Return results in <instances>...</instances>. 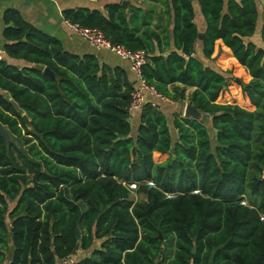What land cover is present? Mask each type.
I'll return each instance as SVG.
<instances>
[{
  "label": "trees",
  "instance_id": "trees-1",
  "mask_svg": "<svg viewBox=\"0 0 264 264\" xmlns=\"http://www.w3.org/2000/svg\"><path fill=\"white\" fill-rule=\"evenodd\" d=\"M148 1L161 5L160 18L120 2L63 16L144 50L142 78L190 101L213 136L203 120L179 115L173 141L151 102L131 136L127 72L65 50L7 9L0 123L18 146L0 134V264H56L77 249L91 255L74 264H264V50L247 41L257 2L197 0L200 32L192 0ZM131 183L144 201L129 199Z\"/></svg>",
  "mask_w": 264,
  "mask_h": 264
},
{
  "label": "crops",
  "instance_id": "crops-1",
  "mask_svg": "<svg viewBox=\"0 0 264 264\" xmlns=\"http://www.w3.org/2000/svg\"><path fill=\"white\" fill-rule=\"evenodd\" d=\"M129 1V5L140 6L144 9H153L156 13V17L160 18L162 15V7L156 2H151L148 0H0V50L3 52L2 57L6 58L3 51L5 44L3 38L4 22L3 14L7 9H16L19 11L21 16L29 23L37 27L38 29L54 36L60 41L63 48L71 53L77 55L83 54H93L100 63H104L110 67H121L127 72V75L131 81H133V75L130 72L129 65L126 61L122 60L118 55L113 52H110L105 49H97L92 46L90 43L82 39L76 33H74L67 25L64 16L63 10L69 8L77 7H89L97 8L102 10L104 5L111 2H122ZM257 5H262L264 7L263 0H256ZM194 9H195V21L197 23L198 29L200 32H203L206 28V23L204 17L200 12V6L197 0H192ZM199 16V17H198ZM198 17V18H197ZM261 23L255 31V34L252 37L247 38V41H251L257 45V43H262L260 37V27L264 22V16L261 17ZM256 37L257 39H253ZM196 56L204 61L207 65L213 66V62L205 61L201 53L200 45L196 46ZM12 63L21 64V60L8 59ZM192 92V88L186 89V97ZM145 98L148 101L155 102L160 110L166 116L167 124L170 129V134L172 140L175 141L177 138L176 131L173 126V119L176 116H183L185 105L188 103V100L183 102L171 101V100H159L151 96L150 94L145 93ZM130 113V123H131V136H135L139 120H140V110L129 111ZM213 132V130L211 129ZM99 242H95L94 247H98ZM91 255L90 250H81L77 249L72 258L75 261L83 257H88Z\"/></svg>",
  "mask_w": 264,
  "mask_h": 264
},
{
  "label": "built area",
  "instance_id": "built-area-1",
  "mask_svg": "<svg viewBox=\"0 0 264 264\" xmlns=\"http://www.w3.org/2000/svg\"><path fill=\"white\" fill-rule=\"evenodd\" d=\"M65 21L68 27L74 33L90 43L92 46L97 49H105L113 52L122 60L128 63L130 72L133 75L134 83V89L131 92V100L128 108L129 111L140 110L142 106L147 102L156 104L155 102L146 100L145 93L150 94L151 96L159 100H169L168 98L158 93L153 86L149 85L142 78V66L146 62V53L144 50L129 51L121 45L111 44L109 40L105 38L103 33L98 29L82 27L77 23H70L66 19ZM2 53L3 52L0 50V59L3 58ZM148 184H152V182L148 181ZM128 187L131 192L135 191L137 188L136 184L134 183L129 184ZM56 264H74V260L72 257H62L57 260Z\"/></svg>",
  "mask_w": 264,
  "mask_h": 264
},
{
  "label": "water",
  "instance_id": "water-1",
  "mask_svg": "<svg viewBox=\"0 0 264 264\" xmlns=\"http://www.w3.org/2000/svg\"><path fill=\"white\" fill-rule=\"evenodd\" d=\"M121 5L123 7H127L129 5V1H122L121 2ZM202 38H203V35H199V39H202ZM44 73L51 75V72L49 71L48 68H45ZM183 116L201 119L202 113L199 110H197L192 105V103L190 101H188V103L185 105L184 112H183ZM22 119H23V122L26 124V126L28 128H30L31 127L30 120L27 118V116L25 114L22 115ZM0 134L3 137V139L5 140L6 143L12 142L11 135L9 134V132L7 131V129H5L1 125V123H0ZM13 143H14L15 146H18V142L16 140H14ZM159 237L162 238V235H159ZM191 253L192 254L195 253V247L192 248Z\"/></svg>",
  "mask_w": 264,
  "mask_h": 264
},
{
  "label": "rangeland",
  "instance_id": "rangeland-1",
  "mask_svg": "<svg viewBox=\"0 0 264 264\" xmlns=\"http://www.w3.org/2000/svg\"><path fill=\"white\" fill-rule=\"evenodd\" d=\"M263 2H264V0H263ZM258 9H259V12H260V19H259V21H258V28H259V25H260V23H261V17H263L264 16V7L262 6V5H259L258 4ZM199 17V16H198ZM197 17V18H198ZM253 39H257L256 37H254ZM256 45V44H255ZM257 47H262L263 48V50H264V46H262V44H260V43H257V45H256ZM238 77L237 79H239V81H243V82H245L246 80H247V78L246 77H244V76H242V75H240V74H235V76L234 77ZM234 77H232V79H234ZM240 77V78H239ZM235 86H233V87H231V88H229V90L225 93V96L226 97H230L231 95H235V93H236V90H235ZM237 89V88H236ZM237 97L238 98H240L239 97V95H237ZM201 120H203L205 123H206V125H207V127H208V129H209V133H210V136L212 137L213 136V133H212V131H211V127H210V124H209V121L207 120V118L205 117V116H201ZM12 137V136H11ZM12 141H14L13 140V137H12ZM148 183V182H147ZM149 186H151L152 184H148ZM129 199H131L133 202H136V201H144L146 198H145V194L144 193H142V192H131L130 193V195H129ZM241 202H243L244 203V201H241Z\"/></svg>",
  "mask_w": 264,
  "mask_h": 264
}]
</instances>
